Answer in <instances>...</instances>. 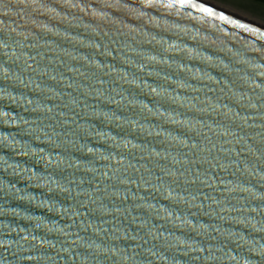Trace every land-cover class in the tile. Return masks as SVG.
Masks as SVG:
<instances>
[{
	"label": "water",
	"instance_id": "water-1",
	"mask_svg": "<svg viewBox=\"0 0 264 264\" xmlns=\"http://www.w3.org/2000/svg\"><path fill=\"white\" fill-rule=\"evenodd\" d=\"M0 264H264V28L0 0Z\"/></svg>",
	"mask_w": 264,
	"mask_h": 264
},
{
	"label": "rangeland",
	"instance_id": "rangeland-1",
	"mask_svg": "<svg viewBox=\"0 0 264 264\" xmlns=\"http://www.w3.org/2000/svg\"><path fill=\"white\" fill-rule=\"evenodd\" d=\"M264 24V4L254 0H209Z\"/></svg>",
	"mask_w": 264,
	"mask_h": 264
},
{
	"label": "bare ground",
	"instance_id": "bare-ground-1",
	"mask_svg": "<svg viewBox=\"0 0 264 264\" xmlns=\"http://www.w3.org/2000/svg\"><path fill=\"white\" fill-rule=\"evenodd\" d=\"M198 1L203 2V3H205V4L209 5V6H213V7H216L218 9H221L222 11H225V12H227L229 14H232V15H234V16H236L238 18H241L243 20H246L248 22H251V23H253L256 26H260V27L264 28V24L263 23H260L258 21H255V20L251 19V18H248V17H246V16H244V15H242L240 13H237V12H235V11L229 9V8H226L224 6L218 5V4H216V3L212 2V1H209V0H198Z\"/></svg>",
	"mask_w": 264,
	"mask_h": 264
},
{
	"label": "trees",
	"instance_id": "trees-1",
	"mask_svg": "<svg viewBox=\"0 0 264 264\" xmlns=\"http://www.w3.org/2000/svg\"><path fill=\"white\" fill-rule=\"evenodd\" d=\"M254 1H257V2L264 4V0H254Z\"/></svg>",
	"mask_w": 264,
	"mask_h": 264
}]
</instances>
